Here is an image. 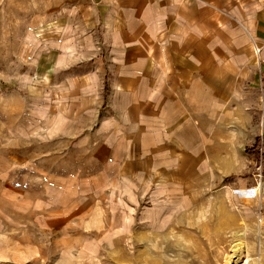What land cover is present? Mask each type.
<instances>
[{"label":"crops","instance_id":"0c3cea01","mask_svg":"<svg viewBox=\"0 0 264 264\" xmlns=\"http://www.w3.org/2000/svg\"><path fill=\"white\" fill-rule=\"evenodd\" d=\"M79 4L89 49L98 52L89 86L101 101L83 126L87 137L73 144L88 152L84 163L68 174L60 166L43 173L41 195L33 194L42 228L69 234L78 222L93 230L103 224L106 190L135 202L138 187L158 188L192 203L194 195L238 177L257 135L264 0ZM102 83L110 85L103 90ZM12 194L20 206L31 203L24 189Z\"/></svg>","mask_w":264,"mask_h":264},{"label":"rangeland","instance_id":"374dc122","mask_svg":"<svg viewBox=\"0 0 264 264\" xmlns=\"http://www.w3.org/2000/svg\"><path fill=\"white\" fill-rule=\"evenodd\" d=\"M79 1L0 0V264H224L232 251L241 264H264V77L257 135L238 177L192 203L158 188L138 187L135 202L106 190L93 230L42 228L41 177L84 163L88 152L73 144L87 137L101 101L89 86L98 52L80 26ZM16 187L30 193L28 206L12 197Z\"/></svg>","mask_w":264,"mask_h":264},{"label":"bare ground","instance_id":"6f19581e","mask_svg":"<svg viewBox=\"0 0 264 264\" xmlns=\"http://www.w3.org/2000/svg\"><path fill=\"white\" fill-rule=\"evenodd\" d=\"M241 256H242L241 251H232V254H230L225 258L224 264H241ZM243 264H249V263L248 261H246Z\"/></svg>","mask_w":264,"mask_h":264},{"label":"built area","instance_id":"2783aa9c","mask_svg":"<svg viewBox=\"0 0 264 264\" xmlns=\"http://www.w3.org/2000/svg\"><path fill=\"white\" fill-rule=\"evenodd\" d=\"M254 52L257 58L260 57L261 48L253 41Z\"/></svg>","mask_w":264,"mask_h":264},{"label":"trees","instance_id":"16d2710c","mask_svg":"<svg viewBox=\"0 0 264 264\" xmlns=\"http://www.w3.org/2000/svg\"><path fill=\"white\" fill-rule=\"evenodd\" d=\"M248 152H249V151L247 150V154H248Z\"/></svg>","mask_w":264,"mask_h":264}]
</instances>
